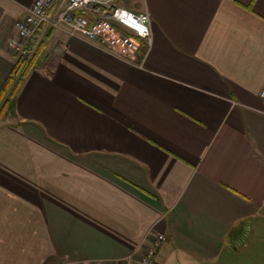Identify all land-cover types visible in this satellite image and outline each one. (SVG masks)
<instances>
[{
	"label": "crops",
	"instance_id": "0c3cea01",
	"mask_svg": "<svg viewBox=\"0 0 264 264\" xmlns=\"http://www.w3.org/2000/svg\"><path fill=\"white\" fill-rule=\"evenodd\" d=\"M31 2L0 0V88ZM115 3L148 13L138 63L38 29L0 120V264H136L154 232L155 264H245L231 250L264 233V0Z\"/></svg>",
	"mask_w": 264,
	"mask_h": 264
},
{
	"label": "built area",
	"instance_id": "2783aa9c",
	"mask_svg": "<svg viewBox=\"0 0 264 264\" xmlns=\"http://www.w3.org/2000/svg\"><path fill=\"white\" fill-rule=\"evenodd\" d=\"M116 0H32L23 13L13 20L6 38V48L14 57L16 73L25 71L39 43L40 26L57 29L68 35L93 42L106 52L138 63V43L142 49L151 41L149 17L145 10L134 11ZM264 101V84L257 90ZM166 239L154 232L138 253L136 264H155V250ZM91 264H117L113 260H96Z\"/></svg>",
	"mask_w": 264,
	"mask_h": 264
},
{
	"label": "rangeland",
	"instance_id": "374dc122",
	"mask_svg": "<svg viewBox=\"0 0 264 264\" xmlns=\"http://www.w3.org/2000/svg\"><path fill=\"white\" fill-rule=\"evenodd\" d=\"M7 110L8 108L3 110L0 120L2 119L3 115L6 116L8 114ZM256 223H260L259 225L264 227V217H260ZM253 225L254 224H252V226ZM242 236V244H244V247L240 251L242 244L240 242L239 244H236L235 249L231 250V252H233L232 257H237L240 260H244L245 264H255L254 261L257 260L264 261V233L259 230H257L255 233H252L247 229Z\"/></svg>",
	"mask_w": 264,
	"mask_h": 264
},
{
	"label": "trees",
	"instance_id": "16d2710c",
	"mask_svg": "<svg viewBox=\"0 0 264 264\" xmlns=\"http://www.w3.org/2000/svg\"><path fill=\"white\" fill-rule=\"evenodd\" d=\"M11 75H9L6 79V81L2 84L0 88V116L4 109H9L12 104V94L14 91V88L21 77V75L25 72L18 73L16 77H14V74H16V70L13 68L11 71Z\"/></svg>",
	"mask_w": 264,
	"mask_h": 264
}]
</instances>
